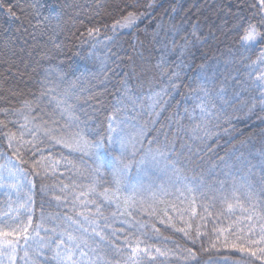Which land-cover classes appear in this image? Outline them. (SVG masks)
<instances>
[{
	"label": "trees",
	"instance_id": "1",
	"mask_svg": "<svg viewBox=\"0 0 264 264\" xmlns=\"http://www.w3.org/2000/svg\"><path fill=\"white\" fill-rule=\"evenodd\" d=\"M256 2L0 0V120L8 125L0 126L4 176L9 158L19 164L15 142L9 148L5 133L11 130L19 135L24 131L20 125L28 122L29 128L36 124L56 129L58 137L69 142L82 136L92 143L104 141L107 147L109 135L122 136L135 144L134 159L146 161L133 164L127 177L130 184L143 185L136 194L137 205L129 209L131 216L120 215L115 204L99 195L75 199L92 185L97 192L111 185L109 176L93 171L92 156L56 144L43 132L38 137L43 143L35 149L23 144L21 158L26 163L19 167L26 179L18 192L0 189V227L10 231L9 225L16 226L17 220L27 222L28 212L21 205L28 203L30 195L29 235L34 239L27 246L21 239L14 259L2 255V264H26L28 256L32 257L29 264H57L53 250L61 238L66 239L68 233L91 234L94 225L85 222L80 211L99 220L116 248L127 251L128 236L133 240L140 236L151 245L155 259L148 258L144 264H261L225 246V237L230 245L238 236L258 239L260 232L255 218L246 219L247 212L235 207L228 210L225 198L235 203L234 188L240 203L248 207L241 185L250 186L257 211L264 215V111L257 106L249 112L258 93L249 82L247 67L264 42L257 40L246 51L240 39L248 22L258 21L251 7ZM130 12L140 16L138 22L113 31L112 25ZM90 29L99 32L90 36ZM173 82L179 87H172ZM26 102L36 110L30 111ZM201 105L206 111H201ZM113 116L118 121L114 133L108 127ZM25 139L31 137L26 134ZM149 149L165 155L153 161ZM115 154L118 147L102 152L106 163ZM41 156L44 159L34 170L32 163ZM64 185L68 188L61 192ZM188 186L196 189L194 202ZM83 200L96 203H80ZM140 200L143 207L155 208L156 214L140 211ZM97 206L107 221L96 214ZM42 215L43 227L35 237L33 229ZM155 248L170 255H156ZM187 249L195 252V259L184 258ZM89 255H102L111 264L122 260L120 253L103 244Z\"/></svg>",
	"mask_w": 264,
	"mask_h": 264
},
{
	"label": "snow or ice",
	"instance_id": "2",
	"mask_svg": "<svg viewBox=\"0 0 264 264\" xmlns=\"http://www.w3.org/2000/svg\"><path fill=\"white\" fill-rule=\"evenodd\" d=\"M152 5L149 4L148 7ZM252 8L256 9L253 12L254 16H258L257 23L248 22L247 26L243 29V34L241 36V45L244 47L246 51L252 49L257 40L264 42V31L261 28H264V0H257L256 3L251 5ZM9 13L11 14V9L9 8ZM140 16L136 13H128L127 16L122 17L115 24L112 25L113 31H116L117 28H131L133 27L139 20ZM257 24L261 27L258 28ZM94 32H99V29L89 30V35H93ZM195 35V33H193ZM111 39V37H108ZM186 39V38H185ZM98 42H102L99 41ZM203 67V66H202ZM250 69L248 73L249 82L255 88L258 93V100L251 105L249 112L253 111L257 106L260 107L262 111H264V48H261L256 55V59L252 60L250 64L247 65ZM178 75V74H174ZM172 87H179L178 84L172 83ZM223 91V89H221ZM158 96L160 93L157 94ZM40 98H38L39 100ZM25 107L29 108L30 111H35L36 109L32 107L30 104L26 102ZM36 107H39V103H36ZM201 111H206L204 107L201 105ZM27 121L28 118L25 117ZM110 123L108 125L109 131L114 133L116 132L115 124L118 123L117 118L115 116L110 118ZM31 123V122H28ZM28 123L20 125L24 131L19 132V135L16 132H12L11 130L5 133L8 140V147L13 148V144L15 142L16 147L13 148V151L16 155V160L19 161V164L26 163L21 156L22 153L20 148L23 144L31 145L33 149L37 147L38 143H43V139H38L40 133L43 132V135L48 139L52 140L56 144H63L64 147L70 148L73 151H83L86 154L93 157L94 163L96 167L93 171L100 176H109L111 178V185L103 188L102 191L97 192L96 186L92 185L88 188V191L80 192L76 195L75 199L80 200L81 196L96 194L103 198L104 201H107L109 204H115L117 212L120 215H128L131 216L132 213L129 211L130 208L135 207L137 205V192L143 188V185H133L127 181L128 174L130 173L133 164L143 165L146 161L145 159H141L137 162L134 157L136 155L137 149L135 144H131L129 141L124 139L122 136H116L113 138L112 135H109L107 139V147L104 141H98L92 143L82 136H78V138H73L71 142L65 140L63 137H58L56 129H48L41 128L39 125L33 124L31 128L28 127ZM0 126L7 128V123L4 120H0ZM227 131V129H226ZM29 135L31 139H25V135ZM208 135V133H205ZM118 147V154L113 156V159L110 162H105L102 152L110 149H115ZM94 150V152L92 151ZM149 153L151 154V159L156 161L158 157H163L165 154L157 149L154 153L149 149ZM34 154V153H33ZM44 157L41 156L40 160L34 161L32 163V168L35 170L37 166L41 163ZM56 163H59L57 161ZM71 165L72 161H68ZM19 164L14 163L11 158H9L10 167L7 169V177L4 176L5 168L3 165H0V189L6 190H15L19 191V185H21L26 177L24 174V169L19 167ZM55 167V164H53ZM47 171V169H45ZM179 171V170H176ZM38 174V173H37ZM29 183H31L29 181ZM241 187H245V198L248 202V207H245L244 204L240 203L239 199L236 197V189L233 190V198L235 199V203H229L227 198H225V202L227 204L228 210L231 212L233 208H238L241 212H247L248 216L247 220L252 221L254 218L260 225V234L258 239H246V237L238 236L237 241H233L230 245L227 242V237H225V246H230L234 249H237L241 253H246L251 257H254L256 260L261 261V264H264V215H261L257 211V201L254 196V192L250 186L241 185ZM68 188L67 185H64L60 188L61 192H64ZM187 190L189 193H192V200L195 201V192L196 189L192 186H188ZM127 193L126 195L121 196V193ZM31 196L28 197V203L26 205H21V207L26 208L28 212L27 222L17 220V225L12 226L9 225L11 230H5L3 227H0V256L7 254L9 259H14L15 253L17 251V245L20 243V240L23 239L25 246L28 245V242L34 239L33 236L29 235V229L32 228V216H31ZM56 199H61V197L57 196ZM75 202V201H74ZM163 203V201H160ZM82 204H95V200H83L80 201ZM141 207L140 211L146 212L149 215H155L156 209L152 208L151 205L149 207H143L144 201H139ZM151 209V210H149ZM175 210V209H173ZM207 210V209H205ZM261 211H264L262 209ZM95 212L99 217H102L105 221L108 220V217H105L101 212L99 206L95 208ZM117 212H113L112 215L116 216ZM167 215V211L164 213ZM4 215H11V212H6ZM79 216L83 218L85 222L90 225H94L91 229V234L88 237L76 236L72 233H68L66 239L61 238L59 243L54 248V259L57 261V264H111V261H108L102 255H97L95 258L89 255V251L92 253H96L97 250L101 247V245L111 246L118 253L122 255V260L118 261L117 264H144V261L148 258L155 259L153 255L152 246L146 244L145 241L140 236H137L134 240L131 236L125 238V243L127 245V251L116 248L113 244L112 240L109 239V236L105 234L102 227L100 226L98 219H90L89 216H86L84 211H80L78 213ZM66 219L72 220L71 217H66ZM171 218L169 217V220ZM72 223H75L80 226L79 222L72 220ZM124 223H129L128 221H124ZM161 223H164L161 220ZM108 225L105 224L104 227ZM130 227H133L132 224L129 223ZM43 227V215L41 216V223L37 225L33 232L35 233V237L40 236L39 229ZM141 228L143 225L140 226ZM255 229V225H250L248 227L247 236L250 237L252 231ZM178 231L184 232L185 236H188L189 239H192V242L195 243V239L189 236V233L186 229L180 228ZM47 231V229H45ZM51 231L55 232V228ZM84 232H88L87 228L83 229ZM155 231H159L155 229ZM238 231L243 232L244 229H239ZM115 235V230L112 233ZM200 233L197 231V236ZM9 237H12L9 239ZM94 238H98L94 239ZM219 237H217V240ZM240 241H244L241 243ZM246 244H258L262 245L256 249H252L251 247L245 246ZM143 245V246H142ZM47 247V245H44ZM212 247H216V243H212ZM7 249V252H5ZM155 254L160 256L167 257L170 255L167 251H161L159 248H155ZM188 255L184 257L185 259L192 258L195 259V252L191 249L186 250ZM259 253V254H258ZM27 255V252L25 253ZM77 255L79 259H76ZM2 264V262H0Z\"/></svg>",
	"mask_w": 264,
	"mask_h": 264
},
{
	"label": "rangeland",
	"instance_id": "3",
	"mask_svg": "<svg viewBox=\"0 0 264 264\" xmlns=\"http://www.w3.org/2000/svg\"><path fill=\"white\" fill-rule=\"evenodd\" d=\"M259 234H260V232H259ZM259 234H258V236H259ZM253 249H256V247H254ZM31 259H32V257L28 256V259L26 260V264H29V260H31Z\"/></svg>",
	"mask_w": 264,
	"mask_h": 264
}]
</instances>
